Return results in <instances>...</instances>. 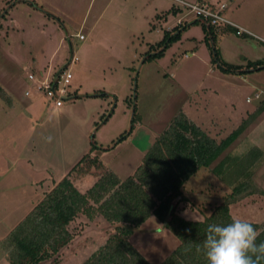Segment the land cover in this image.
Returning a JSON list of instances; mask_svg holds the SVG:
<instances>
[{"label": "rangeland", "instance_id": "rangeland-1", "mask_svg": "<svg viewBox=\"0 0 264 264\" xmlns=\"http://www.w3.org/2000/svg\"><path fill=\"white\" fill-rule=\"evenodd\" d=\"M218 1L228 0H211L213 7ZM222 15L253 36L225 30L208 40L195 24L175 37L178 24L193 20L176 0H0V264H9V232L63 177L79 192L105 171L125 179L179 112L216 143L253 114L264 98V68L253 69L264 64V0L228 3ZM71 55L75 97L49 106L25 76L49 77ZM221 62L237 68L222 71ZM248 138L240 135L217 161L242 156ZM252 139L261 142L262 133ZM210 167L183 185L175 211L185 220H202L230 193ZM251 176L264 191V155ZM228 212L263 225L264 197H240ZM67 228L72 240L59 264H81L111 231L97 215L78 214ZM128 241L148 264H161L177 245L154 217Z\"/></svg>", "mask_w": 264, "mask_h": 264}, {"label": "trees", "instance_id": "trees-1", "mask_svg": "<svg viewBox=\"0 0 264 264\" xmlns=\"http://www.w3.org/2000/svg\"><path fill=\"white\" fill-rule=\"evenodd\" d=\"M195 24L200 25L208 40H213L221 31H234L225 25L204 26L193 19L178 24L175 37L179 31ZM166 39L161 43L164 46L168 44ZM211 55L215 59L213 48ZM219 67L225 72H234L237 68L222 62ZM261 68H264L261 62L253 66V69ZM0 97H6L1 89ZM263 110L264 100L218 143L179 112L125 179L105 171L84 192H79L67 176L63 177L9 232L2 243L6 260L9 264H59V254L72 240L67 227L81 214L89 221L93 215L99 216L111 230L103 244L81 264H148L128 239L149 217L157 219L177 240L176 247L161 264H208L203 250L208 225L231 223L228 206L240 197L251 194L264 197V191L256 189L251 180L254 165L262 156L258 148L251 146L242 156L226 154L217 161ZM209 167V172L230 188V193L208 210L202 220H185L175 211L176 203L186 198L183 185L197 170ZM251 224L258 231L264 229V224ZM261 241H264V231L257 243Z\"/></svg>", "mask_w": 264, "mask_h": 264}, {"label": "clouds", "instance_id": "clouds-1", "mask_svg": "<svg viewBox=\"0 0 264 264\" xmlns=\"http://www.w3.org/2000/svg\"><path fill=\"white\" fill-rule=\"evenodd\" d=\"M262 231L239 218L226 225H208L203 242L208 264H264V241L257 243Z\"/></svg>", "mask_w": 264, "mask_h": 264}, {"label": "built area", "instance_id": "built-area-1", "mask_svg": "<svg viewBox=\"0 0 264 264\" xmlns=\"http://www.w3.org/2000/svg\"><path fill=\"white\" fill-rule=\"evenodd\" d=\"M192 13L193 19L199 20L204 26L212 25L219 26L225 25L231 27L234 31L233 34L237 37L251 36V33L247 30L227 21L222 13L225 11L228 3L236 2L237 0H228V2H217V5L213 7L211 0H200L194 2V4H188L183 0H176ZM82 37L79 35L78 39ZM74 60L73 55L68 60L67 66L59 73L55 72L51 76L44 77L42 72L32 74L28 73L25 78L31 82L34 91L40 93L44 97L47 104L53 107H60L63 101L73 99L76 92H72L70 87L71 71L68 66ZM33 88V87H32ZM24 95H28V92H24ZM258 96L255 95V98Z\"/></svg>", "mask_w": 264, "mask_h": 264}, {"label": "crops", "instance_id": "crops-1", "mask_svg": "<svg viewBox=\"0 0 264 264\" xmlns=\"http://www.w3.org/2000/svg\"><path fill=\"white\" fill-rule=\"evenodd\" d=\"M199 1V0H198ZM238 1V0H237ZM236 1V2H237ZM195 2H197V0L195 1ZM153 9L154 10H157V8L156 7H153ZM175 11H179L177 8L176 9H174ZM156 12V11H155ZM161 12V11H160ZM231 21V20H230ZM232 22V21H231ZM233 24H235V25H237V26H239V27H241V28H244L245 30H247V28L246 27H242V26H240V25H238V24H236V23H234V22H232ZM248 31V30H247ZM249 32V31H248ZM263 34H264V32H263ZM251 36H253L252 34H251ZM70 47V46H69ZM262 58V60H263V62H264V56H262L261 57ZM37 73H39V72H42L41 70H37L36 71ZM263 100H264V98L261 100V102H263ZM261 102H258L257 104H255V108H257L258 106L257 105H259ZM257 106V107H256ZM254 108V107H253ZM246 112H248V111H246ZM259 128V129H258ZM258 129V130H257ZM256 131V132H255ZM259 134V135H261V133H262V139L263 140H261V142H258L257 144H256V142L252 139V135H256V134ZM245 134L249 137L248 138V140L250 141V144H251V146H255L256 148H258L260 151H261V154L262 155H264V110L261 112V113H259L251 122H250V124L243 130V132L240 134V135H243V137L245 136ZM239 135V136H240ZM255 143V144H254ZM95 180V179H94ZM143 224V223H142ZM138 230V229H137ZM175 247H176V245H175ZM174 249V248H173Z\"/></svg>", "mask_w": 264, "mask_h": 264}, {"label": "water", "instance_id": "water-1", "mask_svg": "<svg viewBox=\"0 0 264 264\" xmlns=\"http://www.w3.org/2000/svg\"><path fill=\"white\" fill-rule=\"evenodd\" d=\"M66 65L62 66L58 71L57 73H59L61 70H63L65 68Z\"/></svg>", "mask_w": 264, "mask_h": 264}]
</instances>
